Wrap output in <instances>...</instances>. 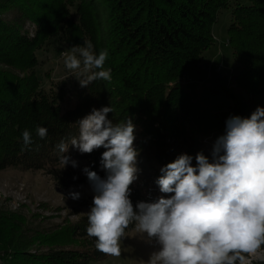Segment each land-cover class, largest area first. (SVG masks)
Instances as JSON below:
<instances>
[{"label":"trees","instance_id":"1","mask_svg":"<svg viewBox=\"0 0 264 264\" xmlns=\"http://www.w3.org/2000/svg\"><path fill=\"white\" fill-rule=\"evenodd\" d=\"M232 3L229 43L240 68L229 83L217 82L230 104L204 106L183 81L189 71H202L204 54L215 43L213 25ZM52 38L72 50L85 41L97 55L107 50L104 69L111 70V80L81 87L74 76V85L68 80L42 85L36 53ZM104 106L112 107L108 118L114 124L130 118L135 125L134 209L138 201L174 195L160 191L162 167L182 153L193 157V166L198 152L211 161L204 141L215 143L230 116L248 117L264 107V0H0V171H43L62 188L90 184L85 167L104 178L103 147L81 153L69 145L64 155L76 166L63 168L56 148L79 135L80 119ZM37 126L48 129L45 139L36 136ZM25 129L34 143L22 151ZM87 226L88 216L62 232L33 229L22 215L0 208V264L106 259Z\"/></svg>","mask_w":264,"mask_h":264},{"label":"clouds","instance_id":"2","mask_svg":"<svg viewBox=\"0 0 264 264\" xmlns=\"http://www.w3.org/2000/svg\"><path fill=\"white\" fill-rule=\"evenodd\" d=\"M107 57V50L97 55L92 43L85 41L64 62L80 86L87 87L97 80H111V70L104 69ZM109 112L111 106L93 108L78 121L79 135L56 145L61 168L69 163L76 166L64 155L69 145L81 153L106 149L101 156L104 178L84 168L95 193L86 231L96 237L98 251L119 257L121 238L133 223L138 233L155 237L160 245L148 264H236L244 259L242 254L252 255L264 245V107L258 106L248 117L226 120L211 161L198 152L193 166V157L182 153L162 167L164 174L157 181L160 191L174 195L157 202L138 201L135 209L130 199V185L138 171L135 125L130 118L114 124ZM35 132L43 140L48 129L37 126ZM22 140L21 150H32L34 140L28 129L22 131Z\"/></svg>","mask_w":264,"mask_h":264},{"label":"rangeland","instance_id":"3","mask_svg":"<svg viewBox=\"0 0 264 264\" xmlns=\"http://www.w3.org/2000/svg\"><path fill=\"white\" fill-rule=\"evenodd\" d=\"M233 7L232 3L218 14L213 25L215 43L204 54L202 71H189L183 81L187 91L204 106L230 104V98L218 87L217 82L221 79L229 83L233 73L240 68L229 43L228 30ZM71 53L72 49L59 38H52L43 49L37 51L39 65L36 71L42 85L49 87L50 80H68L70 85H74L71 79L75 78V73L64 62L65 56ZM76 55L80 58L78 52ZM204 142L208 149H213L214 143L211 140ZM72 192H78L79 199H73L70 195ZM94 195L91 184L62 188L43 171H24L18 168L0 171V208L7 213L17 212L22 215L33 229H56L62 232L63 229L73 228L88 216ZM120 248L119 257L109 255L104 260L92 261L90 264H148L150 256L160 249V245L155 237L149 239L146 233H138L134 226L121 238ZM242 255L244 259L237 260L236 264L261 263L264 261V245L252 255Z\"/></svg>","mask_w":264,"mask_h":264}]
</instances>
